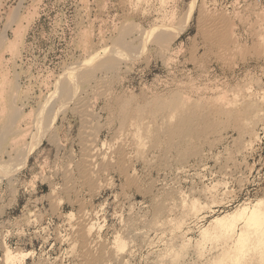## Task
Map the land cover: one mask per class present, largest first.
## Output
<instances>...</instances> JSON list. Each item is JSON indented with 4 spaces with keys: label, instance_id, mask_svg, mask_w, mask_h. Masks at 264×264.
Instances as JSON below:
<instances>
[{
    "label": "rangeland",
    "instance_id": "rangeland-1",
    "mask_svg": "<svg viewBox=\"0 0 264 264\" xmlns=\"http://www.w3.org/2000/svg\"><path fill=\"white\" fill-rule=\"evenodd\" d=\"M5 1L0 37L13 46L0 50V264L6 248L22 254L17 264H230L229 255L242 264L244 254V264H264V0ZM206 11L231 20V53L204 34ZM173 94L234 114L186 126L183 146L167 149L168 133L160 144L151 134L169 111L146 103ZM82 96L94 111L86 120L76 110ZM116 99L143 113L124 123L111 110ZM92 132L101 155L89 182L78 165ZM192 200L197 217L184 212ZM83 211L92 251L78 230ZM245 218L255 235L234 247L255 250L250 258L218 233ZM116 238L125 242L119 256L96 261Z\"/></svg>",
    "mask_w": 264,
    "mask_h": 264
},
{
    "label": "bare ground",
    "instance_id": "bare-ground-1",
    "mask_svg": "<svg viewBox=\"0 0 264 264\" xmlns=\"http://www.w3.org/2000/svg\"><path fill=\"white\" fill-rule=\"evenodd\" d=\"M3 1H5V0H0V7H1V5H3L2 3H4ZM6 2V1H5ZM214 9V8H213ZM210 10V9H209ZM203 11H205V10H203ZM208 11V10H207ZM204 12L203 13V15H202V17H200V22H201V24H202V27H203V30L205 31V33H204V31H203V33L204 34H206V37L210 40V42H211V44H213L215 47H220L221 49H222V51L223 52H228V53H231V49L233 48V45H232V42H233V40H231V34L230 33H232L231 31H233L232 30V24H231V20L230 21H228V19L227 18H225L224 16H221V14H218V15H216L217 13H210V14H208L209 12ZM214 11V10H213ZM215 14V15H214ZM246 19V18H245ZM18 30V29H17ZM157 30V29H156ZM166 30V29H165ZM256 31V30H255ZM198 33V32H197ZM230 36V39L228 38ZM5 46H9V48H11L12 46H13V44L12 43H10V44H7V38H5V36L3 35L2 37H0V50H2ZM17 47V46H16ZM217 47V48H218ZM14 48V47H13ZM219 48V49H220ZM244 48V47H243ZM236 50V49H235ZM217 55V54H216ZM230 55V54H229ZM203 58V57H202ZM95 59V58H94ZM208 59V58H207ZM208 61V60H207ZM88 67V66H87ZM86 69V68H85ZM91 69V68H90ZM87 70V69H86ZM84 71V70H83ZM82 71V72H83ZM91 71V70H90ZM90 71L88 70V71H84L87 75H90ZM80 72H81V70H80ZM86 75V76H87ZM194 78V77H193ZM104 79V78H103ZM101 81V80H100ZM104 81V80H103ZM104 83V82H103ZM99 84V83H98ZM105 85L106 84H104V86H102V87H100V89H102V93H105V96H106V94H107V96L108 95H110L109 93H108V90L106 89V87H105ZM248 86V85H247ZM112 88V87H111ZM222 89V88H221ZM179 93V92H178ZM144 94V93H143ZM146 94V93H145ZM181 96V95H180ZM78 97V96H77ZM76 97V98H77ZM158 97V96H157ZM161 97V96H160ZM160 97H159V99H153L152 101H148L147 103H146V105L147 104H153V105H155L156 106V108L158 109L157 111H160V112H163L164 113V111L166 112L167 110L169 111V113L168 114H165L163 117H161L162 119H161V121H156V126H155V129L152 131V134L150 133L151 131L150 130H148V128H147V125L145 124V131H150V132H147V133H150L152 136V138H153V142H155L156 144H160V137L162 136V139L163 138H166V136H167V134H166V136H163V135H165V132L166 133H168V137H169V139H167L166 140V148L168 149H170V148H172V147H176V146H179V145H182L183 146V143L185 142V136H183L184 135V132L185 131H188L189 129L187 128V127H189V125H195V124H197V123H199L200 124V122H201V120H205L206 122H207V117H213L214 116V114H215V110H213V111H211L210 110V108L206 105V104H203V103H200V102H192V103H190V102H187L184 98H180L177 94H173V96L171 97V100H169L168 102H166V101H164V100H160ZM79 98V97H78ZM81 98V97H80ZM84 98V100H82ZM118 98V97H117ZM141 98V97H140ZM206 98V97H205ZM82 99L81 100H79L78 102H77V108H76V110H78L79 111V113L83 116V118L86 120V119H89L90 117H92L93 116V112L94 111H92V109H91V107H90V101L89 100H86L85 99V97H83L82 96ZM225 99V98H224ZM200 101V100H199ZM207 101V100H206ZM108 102V101H107ZM136 102V101H135ZM219 102V101H218ZM221 102V101H220ZM228 102V101H227ZM232 102V101H231ZM205 103V102H204ZM106 104V103H105ZM112 104V103H111ZM222 104V103H221ZM249 104V103H248ZM252 104H253V102H252ZM74 105V104H73ZM129 105V104H128ZM127 105V103H125L124 102V100L123 99H116V100H114V104H112V105H110L111 106V110L114 112V113H117L118 114V112L120 113V115L122 116V120H123V122L124 123H128V121L131 119V117L134 115H132V113L133 112H135V111H139L141 114L143 113V110L140 108V106H136V107H134L133 105L131 106H128ZM247 105V104H246ZM147 107V106H146ZM212 107V106H211ZM154 108V107H153ZM219 108V107H218ZM217 108V109H218ZM221 108H223V107H221ZM229 108H230V105H229ZM253 106L251 107H246L245 108V110H244V112H248V111H252L253 109ZM214 109V108H213ZM231 109V108H230ZM230 109H228L227 110V108L225 109H218L217 110V115L218 114H224V115H228V117L229 116H232V114H234V110H230ZM151 110V109H150ZM156 110V109H155ZM237 111V110H236ZM254 111H255V109H254ZM241 111H238V113H240ZM159 113V112H158ZM158 113H157V115H158ZM235 113H237V112H235ZM136 114V113H135ZM149 114V113H148ZM155 115H156V113H154ZM192 114V115H191ZM244 114V113H243ZM249 114H251V113H249ZM140 115V114H139ZM154 115V116H155ZM162 115V114H161ZM177 116V119H178V121H176L175 123H173V122H171L172 120H171V118L173 117L174 118V116ZM216 115V116H217ZM223 115V116H224ZM241 115V114H240ZM239 115V116H240ZM90 116V117H89ZM116 116V115H115ZM118 116V115H117ZM144 116H145V114H144ZM158 116H160V115H158ZM191 116H193V118H192V121L190 122L189 120L191 119ZM216 116H214V117H216ZM153 117V116H152ZM151 117V118H152ZM157 117V116H156ZM155 117V118H156ZM227 117V116H226ZM221 118H222V116H221ZM225 118V117H224ZM232 118V117H231ZM240 118V117H239ZM252 118V117H251ZM148 119H150V118H148ZM213 119V118H212ZM223 119V118H222ZM226 119V118H225ZM235 119V118H234ZM242 119V118H241ZM136 120V119H135ZM139 120V119H138ZM140 120H141V118H140ZM214 120V119H213ZM142 121V123L140 122L139 123V125L140 124H144L143 123V120H141ZM221 122H225L224 121V119H223V121L222 120H220ZM229 121H230V119H229ZM239 121V120H238ZM226 122H228V121H226ZM231 122V121H230ZM240 122V121H239ZM204 123V122H203ZM211 123H212V121H211ZM135 124V123H134ZM209 124H210V121H209ZM240 124V123H239ZM148 125H150V124H148ZM205 125V124H204ZM203 125V126H204ZM237 125V124H236ZM241 125V124H240ZM87 127H88V125H86ZM136 126H138L137 124H136ZM142 126V125H141ZM187 126V127H186ZM199 126V125H198ZM198 126H197V128H198ZM210 126H212V125H210ZM249 126V125H248ZM139 127V126H138ZM206 127V126H205ZM215 127V126H214ZM86 127L84 126V129H85ZM143 128V127H142ZM224 129V128H223ZM86 130H87V128H86ZM84 132H86V131H84ZM162 132H164V133H162ZM192 132V131H191ZM194 132V131H193ZM25 133V132H24ZM88 133H89V131H88ZM189 133V132H188ZM133 134V133H132ZM149 134V135H150ZM54 135V134H53ZM190 135H191V133H190ZM189 135V137H191ZM134 136V135H133ZM178 136V137H177ZM186 136H187V134H186ZM146 137H147V135H146ZM133 138H135V136L133 137ZM177 138V139H176ZM136 139V138H135ZM135 139H132L133 141L135 140ZM97 138H96V135H95V133L94 132H92V133H90V134H88L87 135V137L85 136L84 138H83V157L81 158L82 160L79 162V165H78V169H80V171H81V173L83 174V176H85L86 177V179H87V181H89L90 179H92V177L95 175L96 176V171H97V168H96V166H98L97 164V161L99 160V157H98V155L100 156L101 155V152H100V150L98 149V148H96V146H97ZM126 141V140H125ZM125 141H122V142H120V145L118 146V149H117V156L119 157V158H121L122 160L124 159H126L127 158V150H126V144H127V142H125ZM162 141V140H161ZM163 142V141H162ZM137 143V142H136ZM187 143V142H186ZM185 143V144H186ZM191 143V142H190ZM188 144V143H187ZM186 144V145H187ZM154 146V145H153ZM179 148H180V146H179ZM186 148V147H185ZM155 149V148H154ZM166 149V150H167ZM141 150V149H140ZM139 151V150H138ZM164 151V150H163ZM184 153V152H183ZM163 154H165V153H163ZM172 154V153H171ZM169 159V158H168ZM116 160V159H115ZM123 160V161H124ZM181 160V159H180ZM179 160V161H180ZM119 161H121V160H119ZM126 161V160H125ZM124 161V162H125ZM77 162V161H76ZM122 162V161H121ZM123 162V163H124ZM170 162V161H169ZM102 164V163H101ZM117 165V164H116ZM124 165H125V163H124ZM127 165V164H126ZM120 166V165H119ZM100 169V168H99ZM124 169H125V167H124ZM79 171V172H80ZM80 173V174H81ZM70 177V176H69ZM68 178V177H67ZM69 179V178H68ZM85 179V178H84ZM95 181V180H94ZM93 181V182H94ZM90 182V181H89ZM78 185V184H77ZM73 191V190H72ZM147 191V190H146ZM157 192V191H156ZM154 194V193H153ZM160 199V198H159ZM197 202H194L193 200H192V202L190 201V204H189V206L187 207H184L185 208V211L184 212H186V211H188V213H186V215L187 214H189V215H191L192 217H197L198 216V214H199V208H200V206H199V204L197 205L196 204ZM85 205V204H84ZM186 205V204H185ZM184 205V206H185ZM199 206V207H198ZM153 208V207H152ZM186 208H187V210H186ZM244 208V207H243ZM243 208H239L240 210L239 211H242V209ZM246 208V207H245ZM260 208V207H259ZM262 208H263V206H262ZM261 208V209H262ZM255 209V208H254ZM264 209V208H263ZM161 210V209H160ZM244 210V209H243ZM259 210V209H258ZM238 211V212H239ZM255 212H256V210H254ZM261 211V210H260ZM259 211V212H260ZM243 212V211H242ZM241 212V213H242ZM258 212V213H259ZM263 213H264V210L262 211ZM247 213V212H246ZM252 213V212H251ZM94 214V213H93ZM233 214H235V215H237V211L235 212H231V213H226L225 215H223V216H220V217H217L216 219H215V221L214 222H218V221H220L221 219H226L225 217H227V218H231V215H232V217H234L235 215H233ZM238 214H240V213H238ZM249 214V213H248ZM260 214V213H259ZM188 215V216H189ZM247 215V214H246ZM257 215V214H256ZM255 215V216H256ZM261 215V214H260ZM263 215V214H262ZM260 216L261 218L263 217V216ZM91 216V215H90ZM89 215H88V213L87 212H85V211H83V216H82V219L79 221V223H78V225H79V227H78V230L81 232V233H83V234H85L86 236V242L88 243V244H86L87 245V248L89 249V250H91L90 248H92V245L95 243H98L97 242V240H94L92 243H91V240H92V236L95 234V230L93 229V226H92V222L90 221V219H91V217H90ZM230 216V217H229ZM244 216V215H243ZM245 217V216H244ZM254 217V216H253ZM253 217H250V219L251 218H253ZM93 218V217H92ZM186 218V217H185ZM256 217H254V219H255ZM259 218V217H258ZM185 220V219H184ZM245 221H244V223H243V225H239V224H237V222H234V221H230V223L229 224H227V225H225L224 227H226L225 229H223V230H220L219 228V230H220V232H218L219 230H217L216 232H218L219 234H221V235H219V236H222V237H224V240H225V238H226V240L228 241V240H230L231 239V242H230V244H232L233 245V248H234V250H232V251H234V252H236L238 249L239 250H241V245H239V246H237V247H234L235 245H237V243L238 244H241V243H247L249 240H247V238H248V236H250V237H252L253 235H255V234H253L252 235V231H253V229L251 230L249 227H251V226H247V225H249V221L247 222V223H245L246 222V218L244 219ZM248 220H249V218H248ZM253 220V219H252ZM252 220H251V222H250V224L252 223ZM255 221V220H254ZM253 221V222H254ZM180 222V224L182 223V221H179ZM263 222H264V220H263ZM176 223H178V222H176ZM220 224V223H219ZM225 224H226V222H225ZM182 225V224H181ZM223 225V224H222ZM251 225H253V224H251ZM239 227L238 228V230H237V227ZM175 227H176V229H179L181 226L179 225V228H177V225L175 224ZM236 227V228H235ZM249 228V230H247L248 228ZM254 227V226H253ZM156 228V227H155ZM182 228V227H181ZM181 228L179 229V230H181ZM216 229V228H215ZM249 231L250 232V230H251V235H248L247 234V231ZM259 230V229H258ZM261 230H262V227H261ZM264 230V229H263ZM260 231V230H259ZM258 231V232H259ZM205 233V236H207L208 237V235L210 234V232H208L207 231V233H209V234H206V232H204ZM214 233V232H213ZM250 234V233H249ZM260 234V233H259ZM259 234H257L256 236L258 237V235ZM214 235H216V234H214ZM209 236H211V234L209 235ZM213 236V235H212ZM217 236V235H216ZM261 235H259V237H260ZM214 237V236H213ZM250 237H249V239H250ZM255 237V236H254ZM256 237V238H257ZM219 239H220V237H219ZM245 240H247V241H245ZM251 240V239H250ZM254 240V239H253ZM262 240V239H261ZM240 242V243H239ZM102 243V242H101ZM114 243L116 244V246L115 247H112V249H109L108 247H105V246H103V245H105V244H102V246H101V248H100V251L98 252L99 253V255H97L96 256V258H95V260L96 261H103V262H107L106 261V258H105V256L107 255V252H110V254H111V257H114V258H116V257H118L119 256V254H120V252L122 251V249L125 247V242H123L122 240H120L119 238H116V240L114 241ZM249 243H251V241L250 242H248V244H245V245H249L250 246V244ZM252 243H254V242H252ZM255 243H256V241H255ZM226 244H228L230 247H231V245L229 244V243H226ZM100 245V244H99ZM114 245V244H113ZM225 245V244H224ZM257 245H259V244H257ZM153 246V245H152ZM248 246V247H249ZM252 246V245H251ZM254 246H255V244H254ZM227 246L225 245V248H226ZM248 247H243V249L245 248H247V250H248V254L247 255H249V258H250V255L255 251V250H253V252L248 248ZM238 248V249H237ZM251 248V247H250ZM237 249V250H236ZM243 249L241 250V251H237V253L238 252H245V251H243ZM252 249H253V247H252ZM226 250H229V248L228 249H226ZM236 250V251H235ZM250 250V251H249ZM258 250H260V249H258ZM257 250V251H258ZM6 252H5V258H6V262H7V264L8 263H10V264H17L18 262H19V258L20 257H22L21 255L22 254H19V252H15V251H13V250H11V249H9V248H6V250H5ZM92 251V250H91ZM174 251H176V250H174ZM225 251V250H224ZM230 251V250H229ZM173 252V251H172ZM226 252V251H225ZM245 252V253H246ZM252 252V253H251ZM259 252V251H258ZM264 252V251H263ZM91 253V252H90ZM97 253V254H98ZM131 253V252H130ZM239 253V254H240ZM92 254V253H91ZM91 254H90V257H91ZM229 254V253H228ZM227 254V255H228ZM233 254V253H232ZM235 254V253H234ZM255 254H256V252H255ZM260 254V253H259ZM87 255H89L88 253H87ZM86 255V256H87ZM109 255V254H108ZM215 255V254H214ZM221 255H224V254H221ZM242 257H243V254H240ZM245 256H246V254H244ZM263 255V254H262ZM261 255V256H262ZM229 256H231V255H229ZM228 256V257H229ZM234 256L235 255H233V257L232 258H230V259H228V257H227V260H229V262H230V264H232L231 263V260L234 258ZM237 256V255H236ZM244 256V259L242 258V260H244V262L243 261H241L242 262V264H244L245 263V258L247 259V261H248V258H247V256L245 257ZM107 257V256H106ZM187 257V256H186ZM190 257V256H189ZM224 257H226V255H224ZM237 257H240V256H237ZM252 257V256H251ZM253 257H254V254H253ZM264 257V256H263ZM92 258V257H91ZM218 258H221L220 256L218 257ZM257 258H258V256H257ZM86 259V258H85ZM94 259V258H93ZM108 259H109V257H108ZM236 259V258H235ZM238 259V258H237ZM240 259H241V257H240ZM240 259H238L237 260V263H239V261H240ZM20 260H21V258H20ZM189 260V259H188ZM216 260V259H215ZM219 260H222V259H217L215 262L216 263H218V262H220ZM224 260H225V258H224ZM85 261V260H84ZM83 261V262H84ZM93 261V260H92ZM214 261V260H213ZM218 261V262H217ZM234 260H232V262H233ZM187 262V261H186ZM211 262V261H210ZM236 262V260L234 261V263L233 264H236L235 263ZM263 262V261H262ZM20 263V262H19ZM200 263V262H199ZM212 263H214V262H212ZM226 263V262H225ZM90 264V263H89ZM229 264V263H228ZM247 264V263H246Z\"/></svg>",
    "mask_w": 264,
    "mask_h": 264
}]
</instances>
